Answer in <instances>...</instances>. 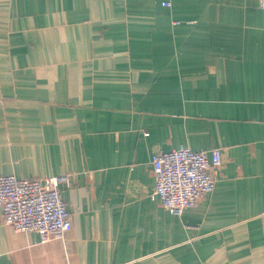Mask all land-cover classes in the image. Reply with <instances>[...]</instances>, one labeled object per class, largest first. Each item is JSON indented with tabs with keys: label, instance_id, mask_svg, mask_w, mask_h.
<instances>
[{
	"label": "crops",
	"instance_id": "crops-1",
	"mask_svg": "<svg viewBox=\"0 0 264 264\" xmlns=\"http://www.w3.org/2000/svg\"><path fill=\"white\" fill-rule=\"evenodd\" d=\"M181 145L222 165L177 216L151 199L150 161ZM6 175H69L72 229L42 243L0 210V264H264V9L0 0Z\"/></svg>",
	"mask_w": 264,
	"mask_h": 264
},
{
	"label": "built area",
	"instance_id": "built-area-1",
	"mask_svg": "<svg viewBox=\"0 0 264 264\" xmlns=\"http://www.w3.org/2000/svg\"><path fill=\"white\" fill-rule=\"evenodd\" d=\"M257 3L264 9V0H257ZM163 5L169 6V3ZM150 162L154 178L151 199L180 216L185 209L213 192L222 154L218 148L194 151L181 145L169 151L155 149ZM62 184L70 186L69 175L30 179L0 176V210L4 225L17 233H37L42 243L66 239L72 222L62 198Z\"/></svg>",
	"mask_w": 264,
	"mask_h": 264
}]
</instances>
